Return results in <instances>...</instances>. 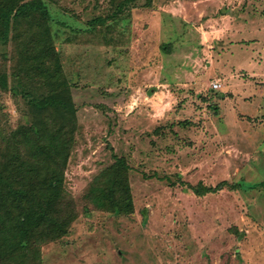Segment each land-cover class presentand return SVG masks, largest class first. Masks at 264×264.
Segmentation results:
<instances>
[{
    "label": "rangeland",
    "instance_id": "rangeland-1",
    "mask_svg": "<svg viewBox=\"0 0 264 264\" xmlns=\"http://www.w3.org/2000/svg\"><path fill=\"white\" fill-rule=\"evenodd\" d=\"M45 1L78 111L65 185L79 217L43 264H264V0H137L103 25L117 0ZM17 63L11 41L8 133L31 120L24 92L42 90ZM113 154L131 168L130 215L84 200Z\"/></svg>",
    "mask_w": 264,
    "mask_h": 264
},
{
    "label": "trees",
    "instance_id": "trees-1",
    "mask_svg": "<svg viewBox=\"0 0 264 264\" xmlns=\"http://www.w3.org/2000/svg\"><path fill=\"white\" fill-rule=\"evenodd\" d=\"M136 1L117 0L112 16L92 22L116 19ZM52 19L45 0H0V49L14 41L15 75L42 89L24 92L30 121L9 133L0 127V264H43V247L65 238L79 217L76 199L65 185L78 111L54 48ZM0 86L9 88L6 77L0 76ZM113 159L90 183L84 200L104 212L130 215L135 210L131 168L125 156L113 154ZM225 185L193 188L202 195Z\"/></svg>",
    "mask_w": 264,
    "mask_h": 264
},
{
    "label": "built area",
    "instance_id": "built-area-1",
    "mask_svg": "<svg viewBox=\"0 0 264 264\" xmlns=\"http://www.w3.org/2000/svg\"><path fill=\"white\" fill-rule=\"evenodd\" d=\"M221 87H222V84H221L219 81H214V82L212 83V88H213L214 90H219Z\"/></svg>",
    "mask_w": 264,
    "mask_h": 264
},
{
    "label": "crops",
    "instance_id": "crops-1",
    "mask_svg": "<svg viewBox=\"0 0 264 264\" xmlns=\"http://www.w3.org/2000/svg\"><path fill=\"white\" fill-rule=\"evenodd\" d=\"M249 98H251V97H249ZM262 98H264V97H261V99H262ZM251 100H252V99H251ZM258 148H262V149H264V143H263L261 146L259 145Z\"/></svg>",
    "mask_w": 264,
    "mask_h": 264
}]
</instances>
